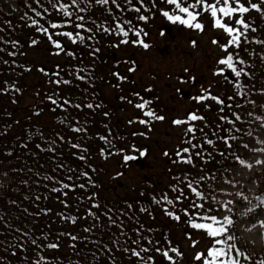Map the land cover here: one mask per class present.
<instances>
[{
	"label": "trees",
	"instance_id": "obj_1",
	"mask_svg": "<svg viewBox=\"0 0 264 264\" xmlns=\"http://www.w3.org/2000/svg\"><path fill=\"white\" fill-rule=\"evenodd\" d=\"M119 2L125 8L130 7L125 4V0H119ZM133 2L135 3V0ZM41 3L49 9L50 14H46V19L34 17L40 21V24L48 26L51 22H61V14L52 8L48 0H41ZM155 3L156 8L151 11L142 9L140 13L149 17L147 21H139L137 16L140 14L134 11L120 13L113 7L112 12L116 19L130 20L138 28L147 32L148 35L143 37L146 40L151 34L152 18L156 14L162 16L161 9L167 10L161 0H155ZM28 5H31V8H37L33 0H15L12 5L0 0V49H4L0 51V88L11 89V86L15 85L21 90L20 93L11 90L7 94L0 93V216H3L4 220L14 228L30 232L37 238L43 237V239H38V243L58 242L59 250H44V255L50 258V264H111L107 254L97 255L93 259L90 253L98 249L101 244L113 247L114 237H118L121 242L119 248H114L115 264H133L123 253L122 248L127 247L132 240L137 238L135 229L138 227L142 228L143 235L150 237L154 243L159 241L161 245H164L166 237L171 241L172 246L176 247L169 225L165 222V220L172 222L175 220L165 214V205L158 204L155 200L167 194L168 198L175 201L177 193L172 190L174 187L182 189L184 196L195 199L187 187L188 179H195L205 196L214 193L215 180L221 177L226 172L227 166L235 161L233 154L236 155L237 143L244 134V131L232 133L237 139L231 141L232 147L228 148L219 137L224 135L223 127L229 126L224 124L218 129L217 125L221 123L219 118L222 114L231 117L233 113H237L242 117V121L237 122L235 127L245 130L250 128L255 117L259 115L260 100L258 98L262 97L259 90L264 89V63L259 59V55L264 54V47L252 44L245 46L248 51L242 48L239 53L254 73L250 81L241 77L240 82L247 85L245 91L251 93L249 99L254 100L255 105L239 98L230 101L228 98L235 96L237 90L232 83L220 76L225 89L216 97L224 101L225 105L231 104L232 107H224V113H221L222 106L216 101L214 102L217 107L214 105V109L207 107V101H202L206 106L204 111L201 109V112H194L198 116H203L204 119L192 122L197 129L196 139L192 140V143L202 144L203 147L191 150L192 163H184L182 158L176 156L178 149L190 147L184 141L182 144L175 145V152L172 155L167 148L163 151V154L167 152L173 157L171 167L164 168L165 173L144 177L133 184H129V180L122 181V183L119 180L121 176L139 166L151 169L154 163L158 162V158L154 156V162H152L153 140L148 134L152 124L148 126L149 130L146 132L133 130L130 126L138 122L130 124L129 121L137 120V118L122 117L124 116L122 108L113 103V100L117 101V99H112L106 91L107 87L116 81L112 75L113 72L118 71L124 75L121 70L108 71V68L117 69L122 62L116 58V51L119 47L115 46L120 43L121 37L96 30V25L101 23L105 26H112L114 16L106 10L109 6L102 7L93 3L86 13H82L86 17L87 27L93 30L92 40H85L83 44H72L66 37H54L64 45L66 50L75 54L73 57L63 53L56 55L58 50L53 47L47 37L39 33L35 27L29 26L31 21L24 18L25 13L28 16L34 14ZM145 5H149V0H145ZM37 10L41 9L37 8ZM250 17L260 29L257 33H250V38L256 36L264 39V19H261L255 12L250 13ZM50 31L53 30L50 29ZM55 31L74 32L76 29L73 25ZM82 34L89 35L87 32ZM134 39L136 37L130 35L129 40ZM32 40L36 41L34 46L31 44ZM11 41L19 43L13 47ZM122 45L120 44V47ZM128 45L133 48L140 47L134 46L131 42ZM96 48L100 51L93 53V49ZM10 51L15 52L16 55L9 56L7 53ZM252 51H255L257 55H251ZM4 60L9 63L4 64ZM13 60L15 64L12 63ZM57 66H59L60 78L70 80L72 82L70 85L57 87L49 83L50 78L55 79L56 77H50L39 71L43 68L46 73L51 74L58 70ZM77 69L84 70L80 74L88 76L89 79L83 82L77 80L74 74ZM211 90V88L207 89L209 95ZM151 94L152 90L143 96L151 101L152 108H156ZM48 95H52L55 99L70 98L74 104L93 103L94 105L100 104L101 107L93 110L87 108L76 110L69 107L67 111H64L59 106L51 104L47 99ZM237 104L240 106L237 107ZM216 108L219 111L215 114L216 118L212 120ZM249 112L253 115L249 116ZM105 113L108 115L105 116ZM141 118L145 119L143 116ZM71 126H86L87 134L74 133L70 130ZM200 129H203V134ZM100 135L110 136L115 145L113 151L123 149L124 154L139 156V152L132 149L134 145L135 149L144 150L146 155L136 161L128 162L127 165L123 162L122 155H112L104 159L101 156V150L105 148V144L100 141ZM59 137H63V141ZM187 138L189 137L185 136L183 139ZM207 139L213 140L214 144H207L205 142ZM71 143L87 148V152L83 153L87 156L85 161L78 159L79 153L70 147ZM37 145H40V148H37ZM49 148L53 151L42 150ZM197 152H202V156H196ZM187 156L188 154H184V158ZM115 158H120V170L116 174H111L109 161ZM178 159L180 162H176ZM60 163L65 165L64 170L57 168V164ZM67 168L73 169L71 175L74 179L71 183H86L84 178L76 180L75 177L81 171H88L95 186L87 185L83 190L76 188L75 191H68L66 197L61 193L52 192L51 188L59 185L46 181L43 177L45 175L54 176L58 181L70 183L66 179ZM93 169L95 171H92ZM4 173H7V176ZM205 176L207 179L201 181L200 177ZM263 180L264 174L260 181ZM257 189L256 196L264 194L262 186ZM93 193H95L94 198L88 199ZM37 195L41 196V200H35ZM62 200L67 201L68 207L60 202ZM181 201L176 203L175 207L171 205L167 207L181 216V220L176 222L188 225L183 209L187 208L191 211V200L181 197ZM93 203L98 204L99 207L92 208ZM197 203H204L205 208L207 205L210 206V201L206 197L205 200H197ZM129 205L131 208L128 207ZM25 209L27 212L24 211ZM40 209H51V211L46 215L44 213L38 216L33 215ZM89 209L99 216V223L87 216ZM140 209H146V211ZM62 213L77 217L76 223L72 224L62 219L60 215ZM104 213L111 215L118 223H123L127 241L125 236L120 235L118 227L109 225ZM93 224L95 227L91 233L83 231L85 227ZM66 233L81 238L89 237L87 242L83 239L75 242L79 255H75L73 249L69 247L74 242L64 235ZM14 235L18 236L17 233L11 232L9 228L0 223V242L11 241ZM92 241L100 243L94 244ZM13 251L16 255H12ZM35 252L36 249L30 244L26 245L24 251L18 248L10 250L0 248V256L5 258L3 264H30ZM151 254L155 257L156 264H159V259H163L154 250ZM25 256L29 258L27 261L24 259Z\"/></svg>",
	"mask_w": 264,
	"mask_h": 264
},
{
	"label": "snow or ice",
	"instance_id": "obj_2",
	"mask_svg": "<svg viewBox=\"0 0 264 264\" xmlns=\"http://www.w3.org/2000/svg\"><path fill=\"white\" fill-rule=\"evenodd\" d=\"M33 2L37 5V8L41 10H37V8H31V5H28L33 12V16H28L25 13V17L28 21H31V27H35L36 30L42 35L46 36L49 42L53 45L55 49L58 51L55 53L56 55H60L61 53L73 56L74 53L66 50L64 45L59 41L54 39V37H66L72 44H83L85 40H92L93 36L91 35L92 29L88 28L85 20L86 17L82 13H86L88 8L95 3L96 5H100L102 7L109 6L106 10L110 15L114 16L112 26H105L104 23L96 25L97 31H103L106 34L116 35L121 37L120 44H128L131 42L134 46H140L143 49H148L150 47L149 43L143 39L148 35L142 28H138L136 25L132 23L130 20H122L116 19L114 13L112 12V8L114 7L118 12L124 13L125 11H134L135 13L140 14L142 9L146 11H151L156 8L155 0H149V5H145V0H125V4H127L128 8H125L119 0H48V3L52 5V8L61 14V22H51L48 26H44L40 24V21L34 17H38L40 19H46V14H50L49 9L44 7L41 3V0H33ZM163 4L168 6V10L161 9V14L166 18L168 22L172 24L181 25L188 29L203 32L205 30V26L202 22H200V18L207 14L212 20V27L216 30L222 31L227 37L225 42H221L220 40L213 39L212 44L218 45L224 56L220 57L217 61V69L214 71V75L223 76L225 80L229 83H232L234 88L237 90L235 96H230L228 99L231 101L233 99L239 98L240 100H246L248 103L255 105L254 100H250L249 96L251 93L245 91L247 85H244L240 82L241 77L247 78L249 81L253 76V71L250 70V65L248 62L240 56V50L243 48L244 51H248V48L245 46H250L252 44L260 45L264 47V39H260L256 36H251L250 33H257L259 29V25H256L255 22L251 19L250 13L255 12L258 14L261 19H264V0H161ZM84 5L83 7L81 5ZM138 5V6H137ZM139 21H147L149 17L140 14L137 16ZM75 26L76 31H55L56 29H62L65 27ZM53 30V31H50ZM87 32L89 35L85 36L82 33ZM134 36L136 39L129 40V37ZM161 35H164L161 32ZM8 43V42H5ZM13 47L18 45V41H11ZM193 46L196 45L195 41L191 42ZM31 44L34 46L36 44L35 40L31 41ZM119 47V45H115ZM231 49V51H230ZM0 51H4V49H0ZM100 49H93V53L99 52ZM9 56H15V52H8ZM251 55L255 56L257 53L255 51L251 52ZM259 59L262 63H264V54L259 55ZM4 64H8L9 61L4 60ZM15 64V61H12ZM131 66L128 68V72L134 73L136 71V66L134 61H128ZM57 71L48 74L45 72L43 68L39 69L42 73L46 75H50V77H56L55 79L49 80V83L55 84L57 87L61 85H70L72 82L68 79L60 78L59 66H57ZM30 70V69H29ZM84 71L82 69H77L75 77L80 81H87L89 79L86 75H81L80 72ZM187 71V70H186ZM112 75L115 77L117 83H114L112 86L114 88L119 89L120 85L127 81V76L121 75L118 71L113 72ZM195 78L193 77V80ZM14 91L16 93H20V89L16 88L15 85L11 86V89L0 88V93L7 94L8 91ZM147 91L151 92V89H147ZM261 95H264V89L259 90ZM137 98V102H134L127 96H121V101L127 102L128 104L133 105L134 108L139 110L142 113V116L145 119H137L131 120L129 123H136L151 126V124L155 121H163L165 119L164 116L158 115L154 109L151 107V101L146 99L140 93L133 94ZM47 99L51 104L59 106L62 110L67 111V108L72 107L76 110H82L83 108H87L90 110L101 107L100 104L93 103H84L83 105L80 103H73L70 98L60 97L59 99L53 98L52 95H48ZM197 102H202L208 99H212L216 101L217 104L221 105L220 108L221 113H224V107L231 108V104L225 105L224 101L220 100L218 97L210 96L207 93V90H203V94L196 96L193 98ZM67 106V107H66ZM237 107L240 105L237 104ZM37 115L39 113H36ZM105 116L108 114L105 113ZM249 116L253 114L251 112L248 113ZM203 116H198L195 113H189L186 120L175 119L173 121L174 125H188L185 131V136L189 137L185 139V143L189 144L190 147H185L183 149H178L176 152V156L178 158H182V162L191 164L192 163V149L197 147H203V145H197L192 143V140L196 139L195 132L197 129L192 124V122L203 120ZM220 124L217 125V128H221L224 124H227L229 127H223L224 135L220 136L219 139L222 140L228 148L232 147L231 141L237 139L236 136L232 135V133H241L244 130L242 128L235 127L237 122L242 121V117L233 113L231 117L227 114H222L220 116ZM256 120L264 121V117H255ZM264 126V125H262ZM71 131L77 134H87V127L80 126L75 127L71 126ZM200 132L203 134V129H200ZM252 133L249 131L247 135H251ZM135 135V134H134ZM140 135H144L140 133ZM206 135V134H204ZM61 141H63V137H59ZM100 141L105 144V148L101 150V156L104 159H108L112 155H122L123 162L125 165L128 162L136 161L140 157H144L146 155L144 150L135 149V146H132V149L139 152V156L132 154H124L125 150L119 149L113 151L115 145L112 143L110 136L100 135ZM209 145H213L214 141L211 139H207L205 141ZM261 144H264V141H260ZM26 146V145H25ZM70 147L75 149L78 155V159L81 161H85L87 156L83 153L87 152V148L83 147L80 144L71 143ZM244 148H247L248 145H243ZM37 148H40V145H37ZM46 151H53V149H42ZM254 152L264 153V147L254 148ZM184 154H188L186 158H184ZM202 152L195 153L196 156H202ZM11 155V153H9ZM165 156H168L169 153L165 152ZM224 155V153H221ZM234 155V159L241 165H245L246 167L251 168V164H245V161L241 159L238 155ZM176 162H180L178 159ZM257 164H264V160H257ZM57 168L64 170L65 165L63 163L57 164ZM68 175L66 179L70 181V183H64L63 181H58L54 176L45 175L43 177L46 181H51L54 184H58V187L51 188L52 192L61 193L63 196H67L68 191H75L76 188L85 189L87 185L95 186L92 176L88 171H81L76 177V180L84 178L86 183H71L73 181V176L71 172L73 169H66ZM92 171H95L94 169ZM7 176V173H4ZM39 175V174H37ZM213 178L214 174H213ZM207 179V176L200 177L201 181ZM229 184L232 183L231 180L227 181ZM187 187L192 193V197L184 196V192L182 189L178 187H174L172 190L177 193L175 201L173 199L168 198L167 194H164L159 200H155L156 203H162L165 205L164 211L167 216L172 218L175 221H180L181 216L174 211H170L167 206L171 205L175 207L176 203H180L181 197L185 199H190V208L183 209L184 215L187 217L186 223L189 225L191 229L201 231L206 234L208 238L212 241L211 245L205 251L196 252L193 259L197 262V264H241L242 260L249 262V264H264V259L254 260L253 257L244 252L241 248H239L236 244V235H235V221L230 215L217 216L214 214H210L214 211L212 207L205 208L204 203H197V200H205V194L200 190L199 184L195 179H188L186 181ZM197 185V186H194ZM47 187V185H45ZM238 196L243 198L244 200H248L243 192L237 193ZM95 193L88 199H93ZM212 199L215 200V196H212ZM36 201L41 200V196L37 195L35 197ZM256 203L253 204L249 201V207L246 210V213L253 212L257 208L264 209V194L258 195L255 197ZM65 207H68L67 201H60ZM15 203V202H13ZM233 201H227L225 203L220 204V208L226 211L231 212L232 209L229 207ZM99 205L93 203L92 208H98ZM131 208V205L128 206ZM141 211H146V209H140ZM27 212V209L24 210ZM51 209H40L37 213L33 214L35 216L44 213L48 214ZM61 218L75 224L77 221V217L60 214ZM109 221V225L113 227H118L120 229V235L126 237V233L124 230L123 223H118L116 219H114L108 213H104ZM123 215V213H121ZM87 216L94 218V220L99 223V216L96 213L92 212L91 209L88 210ZM0 223L4 224L5 227L9 228V230L13 233H17L18 236H13L11 241H3L0 242V248L5 250H10L14 248H18L21 251L26 250V245H31L36 249L34 254V258L30 261V264H50V258L44 255L45 249L50 250H59L60 244L58 242H49V243H38V239L34 237L30 232H26L19 228H14L7 221L4 220L3 216H0ZM261 226L264 227V221H261ZM254 226V225H253ZM95 224L85 227L83 231L85 233H91ZM150 231V230H149ZM137 238L131 241L127 247H123V253L128 257L129 260L133 262V264H156L155 257L151 254L153 250L163 257V259L167 262V264H176L177 257H183V253L178 249V247H174L171 244V241L165 237L164 245H161L159 241L155 243L148 236L143 235L142 228L138 227L135 229ZM71 241L74 243L70 244L69 247L73 249V253L75 255H79V249L77 248V243L81 239L85 242L89 240L88 236L83 238L73 235L71 233H66ZM189 237L191 233H186ZM127 241V237H126ZM125 241V242H126ZM95 243H100L99 241H92ZM120 240L118 237H114L113 239V247H109L107 244H101V246L95 251L91 252L90 255L93 259L96 258L97 255L107 254L111 264H115V260L113 259L114 248L120 247ZM197 242H193V247H196ZM166 245V246H165ZM12 255H16V252L13 251ZM4 257L0 256V264H3ZM27 261L29 258L27 256L24 257ZM58 259V258H57Z\"/></svg>",
	"mask_w": 264,
	"mask_h": 264
},
{
	"label": "rangeland",
	"instance_id": "obj_3",
	"mask_svg": "<svg viewBox=\"0 0 264 264\" xmlns=\"http://www.w3.org/2000/svg\"><path fill=\"white\" fill-rule=\"evenodd\" d=\"M7 4L12 5L15 0H4ZM168 10V6L165 5ZM153 25L150 28L151 34L146 38L149 43L148 49L142 47L133 48L128 44H123L116 51V58L120 61L119 67L111 70H121L127 81L120 85V88L108 86L107 94L113 100V103L122 108V117L132 118L141 117L142 113L127 102L121 101V96H127L134 102V93H140L142 96L149 93L147 89L152 90V97L155 100L156 108H153L158 115L164 116L163 121H155L152 123L148 134L153 140L152 143V162L154 156L158 158V162L154 163V167L149 169L139 166L125 175L119 180L130 183H137L142 178L159 175L165 173L164 168L171 167L173 161L175 145L182 144L185 139V131L187 125H174L175 119L186 120L189 113L204 111L205 103L197 102L193 98L203 94V90L211 88V96H217L224 91L222 78L214 75L217 69L216 61L225 55L218 45L212 44L213 39L226 41L225 34L212 27V20L205 14L200 18L205 26L203 32L194 31L181 25H174L168 22L165 17L156 14L152 18ZM161 32L164 35H161ZM192 41L196 45H192ZM60 61L61 59H57ZM126 60V61H125ZM128 61H134L136 71L128 72L131 66ZM187 70V71H186ZM193 77L195 78L193 80ZM131 92V94H130ZM145 97V96H144ZM146 98V97H145ZM260 102L259 117H264V95L258 98ZM207 101V107L214 109L216 103L212 99ZM217 107V106H216ZM158 109V110H157ZM218 109L214 110L212 120L216 118ZM264 121L256 120L250 128L244 130L243 136L237 143L236 155L245 161V164H251L252 167H246L238 162L233 161L227 166L226 172L215 180L214 193L205 196L210 201V206L214 211L210 214L217 216L230 215L235 221L236 244L244 252L249 253L254 260L264 259V227L261 221H264V209L257 208L253 212L246 213L250 206L249 201L256 203L255 197L260 186L264 190V180L260 181L264 174V164H257V160H264V153L254 152V148L264 147L260 141H264ZM133 130L146 132L148 126L136 123L130 126ZM251 135H247V132ZM243 145H248L244 148ZM167 148L171 155L164 156L163 151ZM120 158L109 161V169L111 174L119 172ZM152 162L150 164H152ZM147 164V162H146ZM164 165L166 167H164ZM148 167V165H147ZM231 180L229 184L227 181ZM123 183V182H122ZM243 192L248 197L244 200L237 193ZM215 196V200L212 196ZM233 201L229 207L231 212L220 208L221 203ZM172 234V239L183 253V257L176 258V264H197L193 259L196 252L205 251L212 243L210 238L201 231L191 229L186 224H179L165 220ZM254 225V226H253ZM186 233H191L189 237ZM196 247H193V242ZM163 259H159V264H167ZM241 264H243L241 262Z\"/></svg>",
	"mask_w": 264,
	"mask_h": 264
},
{
	"label": "flooded vegetation",
	"instance_id": "obj_4",
	"mask_svg": "<svg viewBox=\"0 0 264 264\" xmlns=\"http://www.w3.org/2000/svg\"><path fill=\"white\" fill-rule=\"evenodd\" d=\"M242 263H243V264H249V262H247V261H243V260H242Z\"/></svg>",
	"mask_w": 264,
	"mask_h": 264
}]
</instances>
